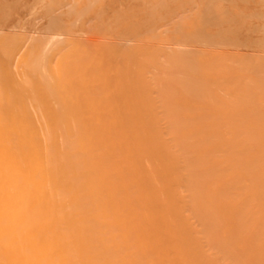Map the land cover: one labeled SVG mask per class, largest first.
<instances>
[{
	"label": "bare ground",
	"instance_id": "1",
	"mask_svg": "<svg viewBox=\"0 0 264 264\" xmlns=\"http://www.w3.org/2000/svg\"><path fill=\"white\" fill-rule=\"evenodd\" d=\"M185 80L45 92L43 135L29 92L0 89V264H264V92Z\"/></svg>",
	"mask_w": 264,
	"mask_h": 264
},
{
	"label": "rangeland",
	"instance_id": "2",
	"mask_svg": "<svg viewBox=\"0 0 264 264\" xmlns=\"http://www.w3.org/2000/svg\"><path fill=\"white\" fill-rule=\"evenodd\" d=\"M156 76L188 78L175 83L178 92H264V0H0V89L29 92L41 135L55 133L57 99L45 92L99 82L119 92ZM200 82L207 88L180 86ZM84 110L76 99L72 117Z\"/></svg>",
	"mask_w": 264,
	"mask_h": 264
}]
</instances>
